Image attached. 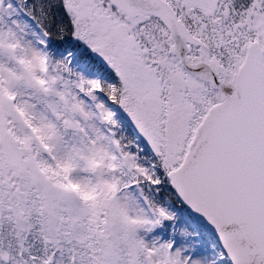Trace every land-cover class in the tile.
<instances>
[{
    "label": "snow or ice",
    "instance_id": "snow-or-ice-1",
    "mask_svg": "<svg viewBox=\"0 0 264 264\" xmlns=\"http://www.w3.org/2000/svg\"><path fill=\"white\" fill-rule=\"evenodd\" d=\"M0 264H264V0H0Z\"/></svg>",
    "mask_w": 264,
    "mask_h": 264
}]
</instances>
